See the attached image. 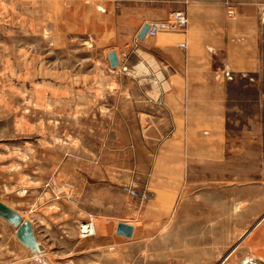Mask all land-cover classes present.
<instances>
[{"label": "rangeland", "instance_id": "obj_1", "mask_svg": "<svg viewBox=\"0 0 264 264\" xmlns=\"http://www.w3.org/2000/svg\"><path fill=\"white\" fill-rule=\"evenodd\" d=\"M248 2L264 24V0ZM151 8L0 0V201L40 244L35 256L0 218V264H264L261 198L245 191L261 179L260 150L218 163L184 154L169 141L151 57L109 65V52L134 50ZM173 11L186 13L149 21ZM119 222L131 237L115 233Z\"/></svg>", "mask_w": 264, "mask_h": 264}, {"label": "crops", "instance_id": "obj_2", "mask_svg": "<svg viewBox=\"0 0 264 264\" xmlns=\"http://www.w3.org/2000/svg\"><path fill=\"white\" fill-rule=\"evenodd\" d=\"M229 1L234 3L231 15L226 8ZM149 3L153 8L144 13L141 26L170 10L185 8L186 29L138 39L140 26L134 50L114 51L118 63L129 52L142 62V55H148L156 63L163 77L158 83L166 85L159 88L158 99L168 118L169 141L198 161L218 163L227 156H241L248 147L260 150L261 179L245 191L247 197L261 198L258 211L262 214L255 221H264V24L259 22L257 5L248 0ZM187 159L184 156L182 162ZM246 256L262 260L261 255Z\"/></svg>", "mask_w": 264, "mask_h": 264}, {"label": "water", "instance_id": "obj_3", "mask_svg": "<svg viewBox=\"0 0 264 264\" xmlns=\"http://www.w3.org/2000/svg\"><path fill=\"white\" fill-rule=\"evenodd\" d=\"M147 29L148 23H144L137 34V38L142 39L145 36ZM108 61L112 68L118 66V60L114 51L108 53ZM0 218L4 219L15 228V237L20 243L27 247L32 253L40 252V244L36 240L33 226L29 220L23 219L19 212L1 201ZM115 233L123 237H131L133 226L124 222H119L116 225Z\"/></svg>", "mask_w": 264, "mask_h": 264}, {"label": "built area", "instance_id": "obj_4", "mask_svg": "<svg viewBox=\"0 0 264 264\" xmlns=\"http://www.w3.org/2000/svg\"><path fill=\"white\" fill-rule=\"evenodd\" d=\"M231 4H227V13L231 15L233 13ZM261 23H264V9L261 10ZM188 18L184 11H173L169 13L168 17L162 20L148 23V29L145 36L154 37L160 32H180L184 31L187 27ZM184 46V43H181ZM91 224H84L81 226V233L83 235L90 234ZM84 227V228H83ZM86 227V228H85Z\"/></svg>", "mask_w": 264, "mask_h": 264}, {"label": "bare ground", "instance_id": "obj_5", "mask_svg": "<svg viewBox=\"0 0 264 264\" xmlns=\"http://www.w3.org/2000/svg\"><path fill=\"white\" fill-rule=\"evenodd\" d=\"M138 68L142 69V68H143V65L139 64V65H138ZM143 69H145V68H143ZM83 228H84V227H83ZM85 228H86V227H85ZM91 229H92V226H90V230H91ZM38 254H40V253H37V254H34V255L36 256V255H38Z\"/></svg>", "mask_w": 264, "mask_h": 264}]
</instances>
